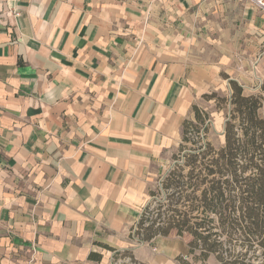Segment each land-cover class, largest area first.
I'll use <instances>...</instances> for the list:
<instances>
[{
    "label": "crops",
    "instance_id": "1",
    "mask_svg": "<svg viewBox=\"0 0 264 264\" xmlns=\"http://www.w3.org/2000/svg\"><path fill=\"white\" fill-rule=\"evenodd\" d=\"M221 3L0 0V264H152L160 238L168 253L131 230L192 106L228 68L244 78L237 32L223 52L206 24Z\"/></svg>",
    "mask_w": 264,
    "mask_h": 264
},
{
    "label": "trees",
    "instance_id": "2",
    "mask_svg": "<svg viewBox=\"0 0 264 264\" xmlns=\"http://www.w3.org/2000/svg\"><path fill=\"white\" fill-rule=\"evenodd\" d=\"M228 83V97L215 91L202 95L215 98L217 107L221 101L228 104L223 144L198 139L187 147L190 129L208 118L194 104L193 118L182 123L172 155L183 162L163 177L162 201L153 209L145 205L131 230L132 237L150 244L171 234L189 236L186 259L177 257L180 264H206L211 256L216 264H254L255 252L264 255V118L259 112L264 108V82L257 94H245L234 79Z\"/></svg>",
    "mask_w": 264,
    "mask_h": 264
},
{
    "label": "rangeland",
    "instance_id": "3",
    "mask_svg": "<svg viewBox=\"0 0 264 264\" xmlns=\"http://www.w3.org/2000/svg\"><path fill=\"white\" fill-rule=\"evenodd\" d=\"M221 12L220 14H211L206 18V24L210 25V31L214 32L215 37L222 41V50L228 51L230 46L233 44L231 42L233 38V32H237L238 38V58L235 63L233 60L232 63L237 71V73H244V78L241 81H237L238 84L242 85L243 91L245 94H257L260 89V85L264 82V38L260 41L262 42L260 47H257V42L252 37H257L256 31L257 29L252 28L253 31L249 30V35L245 32L244 22H242V10L247 7V4L244 1L239 0H222L221 3ZM245 28V29H244ZM214 29V30H213ZM258 32V31H257ZM232 35V37H231ZM252 45V47H250ZM245 46H249L250 49ZM213 44H207L206 54L209 55L213 51ZM228 73V74H227ZM227 73L221 72L222 81L220 87L212 89L210 92L215 91L219 97H228L230 92V85L228 80L234 75H230L229 68L227 69ZM227 76V77H226ZM198 107L203 110V112L208 114V118L205 119V124L198 123L197 127H193L190 129L188 133L189 139L185 144L187 147L192 146L193 140L201 139V141H209L214 146H220L224 142V122L226 120L225 113L227 111L228 104L224 101H221L222 107H217L215 105V98L207 99L206 97H201L197 100ZM260 115L264 118V108L260 109ZM208 125V129H204V127ZM176 148V147H175ZM168 151V153L159 160L157 173L151 180L150 184V193L148 191L146 204H149V208L153 209L156 206V202L160 201L164 198L165 190L161 185V181L166 173L176 164L182 163L183 159L181 157H172L173 153H177L176 149ZM187 168L185 169V171ZM151 192L153 194H151ZM162 201V200H161ZM147 222L143 224L146 225ZM136 228V226H135ZM169 238L164 241L165 247H167L168 253H164L162 251L161 238L158 239L157 243L152 247L153 252L156 255V259L152 262V264H180L177 260L178 256H182L177 253L179 249H183V258L186 259V251H187V242L190 237L185 235L182 238L185 239V242H182V238H179L176 235L171 234L168 236ZM134 240L138 243L144 242L137 239V236L133 237ZM257 255L253 263L254 264H264V255L255 252ZM125 257L123 260L124 264H129V262ZM196 264H201L198 261ZM206 264H216V260L213 256H211Z\"/></svg>",
    "mask_w": 264,
    "mask_h": 264
},
{
    "label": "built area",
    "instance_id": "4",
    "mask_svg": "<svg viewBox=\"0 0 264 264\" xmlns=\"http://www.w3.org/2000/svg\"><path fill=\"white\" fill-rule=\"evenodd\" d=\"M244 1L248 6L254 7L262 12H264V0H242ZM186 257V255H185ZM128 261H130V258H126ZM124 264V263H120ZM129 264H134L132 261L129 262Z\"/></svg>",
    "mask_w": 264,
    "mask_h": 264
}]
</instances>
